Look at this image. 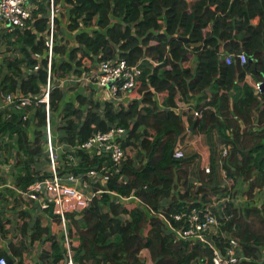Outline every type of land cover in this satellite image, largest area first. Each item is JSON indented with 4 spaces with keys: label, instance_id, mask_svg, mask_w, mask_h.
<instances>
[{
    "label": "trees",
    "instance_id": "obj_1",
    "mask_svg": "<svg viewBox=\"0 0 264 264\" xmlns=\"http://www.w3.org/2000/svg\"><path fill=\"white\" fill-rule=\"evenodd\" d=\"M66 2L71 5L67 30L76 33L77 45L70 52L56 46L58 58L52 62L54 77L64 78L78 72L77 68L86 60L93 62L101 54L102 61L124 59L131 66L144 57L160 63L155 68L148 62L144 64L143 77L133 92L140 100L132 102L128 109L117 110L113 103L101 108L80 92L75 107L60 89L51 93L53 122L61 118L58 127L62 142L76 145L99 131H108L111 126L126 128L124 148L130 159L120 173L111 175L107 186L109 191L125 197L135 192L145 206L143 209L123 207L110 194L94 199L81 219L72 217L71 234L78 242L74 247V263L195 264L201 256H212L209 246L190 250L186 242H173L162 220L151 215L150 210L158 211L163 205L168 213L177 212L196 194L208 198L224 191L219 185L217 149L211 142L213 131L221 141L232 145L226 163L229 175L250 181L251 198L256 189H264V89L255 95L252 86L244 85L249 75L254 81L264 82V0ZM39 7L35 15L46 12L43 5ZM47 23L48 20L39 19L37 33H44ZM80 23L87 30L81 31ZM19 39V48L14 51L20 56L4 58L5 66H0V88L4 94L18 89L25 94L37 93L38 83L47 81L48 60L43 61L44 69L36 75L25 73L20 67L26 64L34 68L36 61L30 52L42 53L44 38L27 30ZM221 50L234 55L244 53L248 62L227 65ZM156 93L161 102L165 100L162 106L155 100ZM182 105L183 113L178 114L175 109ZM193 111L202 112V118L195 119L190 115ZM1 115L0 145L3 136L17 135V166L24 175L14 176V183L18 190L27 191L34 182L49 177L39 165L43 155L42 129L46 126L45 106H39L35 119L26 123L16 116L6 119ZM29 126L35 129L32 138ZM189 130L190 135L197 137L195 147L201 156L204 155L198 136L207 137L210 148H204L208 155L202 166L208 163L212 167L211 174L200 167V184L193 194L195 186L190 185L189 179L199 155H187L183 160L173 157L174 151L185 145ZM137 148L143 152L135 157L138 161H133ZM78 156L82 163L74 169L66 168L75 175L99 169L105 160L90 158L83 152ZM176 190L178 195L174 196ZM21 217L29 218V215ZM51 218L58 223L52 214ZM236 221L238 239L251 259L242 264H264V202L260 208L243 209ZM9 223L1 217L3 236ZM50 223L42 217H37L33 224L24 223L19 235L22 241L10 242V253L1 251L0 258H6L7 264H24L23 254L28 248L42 243L38 249L41 255L32 264H63L66 250L61 239L53 234Z\"/></svg>",
    "mask_w": 264,
    "mask_h": 264
},
{
    "label": "built area",
    "instance_id": "obj_2",
    "mask_svg": "<svg viewBox=\"0 0 264 264\" xmlns=\"http://www.w3.org/2000/svg\"><path fill=\"white\" fill-rule=\"evenodd\" d=\"M59 2L60 0H34L33 3L29 0H0V41L3 33L14 34L19 31L24 34L27 30L38 34V38H44V51L42 53L31 52V57L36 61V64L32 69L26 65L24 72L36 75L41 69H44L43 61L48 60L47 81L38 83L37 93L25 94L18 89L16 92L5 94L1 91L2 94H0V115L3 114L6 119L16 116L23 123L30 122L35 119L38 107L45 106L46 126L42 130L44 137L41 146L50 168L48 178L34 182L27 191L17 190V198L21 199L23 204H20L18 209L16 208L17 212L9 213L6 218L10 222L7 229L12 225L14 228H21L24 223L30 221L28 218L21 217L20 213L23 210L34 212V220L38 217L36 214L38 212L47 213L48 218H51L52 214L57 218V224L61 227L62 235L59 239L66 250L63 264L65 258L68 259V264H75L74 247L78 242L71 234V230H73L72 217L77 220L81 219L85 211L92 206L94 199L101 198L104 194H110L112 199L123 207L131 206L143 209L145 206L135 192L125 197L117 192L109 191L107 186L111 175L114 172L120 173L121 167H124V164L130 159L124 148V142L128 137L126 128L111 126L108 131H99L86 142H78L76 145L62 142L53 125L51 93L57 88L61 91L80 88L85 92L91 90L95 102L107 100L116 104L124 98H128L130 102L136 99L133 92L143 77L144 64L148 62L152 68H155L160 63L144 57L137 64L131 66L124 59L102 61L101 54L96 56L93 62L86 60L81 67L77 68L78 72H71L64 78L54 77L52 62L58 58L55 48L57 45L63 46L57 41V37H59L57 19L64 13V6ZM40 5L46 8V13L35 15L39 11ZM43 18L48 20L47 28L44 33H37L36 23ZM11 43L13 44L15 41L13 40ZM0 45L3 46L4 43ZM6 49L8 57L5 58L15 59L20 56L19 52L14 51V46H6ZM220 55L227 65H232L237 61L241 65L248 62V56L244 53L234 55L221 50ZM251 86L254 94L259 95L264 89V82L253 81ZM150 90L153 91V88ZM156 99L159 101V106H162L163 103L157 93L155 94ZM175 111L182 114L183 105L177 107ZM192 115L195 119L202 118L200 111H193ZM256 126L257 123H255ZM188 132L190 136V130ZM188 138L184 146H186ZM184 146L174 151L175 159L186 158L187 150ZM231 150L232 145L226 141L223 142L218 151L219 166L226 167ZM79 152L87 154L90 158H104L102 167L87 170L79 175L67 171V167L74 169L82 163L81 156H78ZM132 159L136 160L135 155L132 156ZM225 167L221 172V177L225 182V186L221 188L224 191L213 193L208 198H205L203 194H196L193 200L184 203L177 212L168 213L163 205L158 211L150 210L151 215L162 220L173 242H186L190 250L195 246L203 248L209 246L212 249V256H201L195 264H242L251 260L244 253L238 239L236 218L247 207H261L264 202V189L262 191L256 189L254 198L242 197L240 194L246 191L239 190L238 183L244 181L230 176ZM203 168L206 174H211V165L207 163ZM249 182L245 183L249 185ZM196 187L198 186H195L192 194L196 193ZM173 195L177 196L178 191H173ZM15 200L16 197L12 199L11 209L15 208ZM243 201L247 204L245 208H242ZM209 238L212 239V242L208 240ZM14 240L20 242L22 237L18 235ZM0 264H7L6 258L1 257Z\"/></svg>",
    "mask_w": 264,
    "mask_h": 264
},
{
    "label": "crops",
    "instance_id": "obj_3",
    "mask_svg": "<svg viewBox=\"0 0 264 264\" xmlns=\"http://www.w3.org/2000/svg\"><path fill=\"white\" fill-rule=\"evenodd\" d=\"M60 4H62L64 6V13L63 15L59 16V18L57 19V25H58V34L60 35V37H62V39L60 40V42L63 44V46L66 49V52H70L72 48H74L77 44H76V33L75 32H70L67 30V25L69 24V20H70V11H71V5L68 4L66 2V0H60L59 2ZM46 10V8H45ZM46 13V12H45ZM80 30L81 31H85L87 30L84 24L80 23ZM33 33V32H32ZM24 34L20 33L19 31L15 32L14 34L12 33H3L2 34V40L0 41V44H3L6 40H8V43H4V45H0V66L3 67L4 65V58L8 57V52L6 51V46L12 45L15 48H19L18 46V41L20 40L19 37L20 36H24ZM15 41L14 44H12V41ZM66 41H68L71 45V47H69V43L67 44ZM31 53V52H30ZM21 70L24 71L26 69V64H22L21 66ZM3 72H5V70H3ZM5 75V73L2 75V77ZM253 78L249 75L246 77L245 80V86H251L252 82H253ZM244 86V88H245ZM72 89V88H70ZM69 89L65 90L64 89V94L66 95V99L67 101L71 102L74 104V106H78L76 103V97L77 94L80 92L81 94H83L86 97H89L88 99H90L91 101L95 102L93 100V94L91 90H87V92H85L84 90L80 89V88H76V92L74 94H72L73 98L72 100L69 98L67 92ZM244 90V89H243ZM0 94H2L1 92V88H0ZM71 96V97H72ZM135 100H140V99H135ZM135 100H131L130 102L128 101V98H124L122 100H120L119 102H117L116 104L113 103L115 105V107L117 108V110H120L121 108H126L128 109L129 105L134 102ZM165 101V100H164ZM164 101L162 102L164 104ZM193 103H195L196 101H192ZM95 103H99L101 108L104 107V105L106 103H112L110 101H98ZM129 103V104H128ZM190 105V104H189ZM193 105V104H191ZM187 106V105H186ZM54 115V113H53ZM190 115H192V112H190ZM2 116V115H1ZM0 116V117H1ZM5 118V117H4ZM53 125L55 127V132L57 133V129L56 126H61V118L59 117L56 121L53 122ZM43 130V129H42ZM35 131V129L31 126H29V133H30V137H33V132ZM43 133V132H42ZM4 138L2 139V144L0 145V219L1 217L4 220H8L6 218V216H8L9 213L12 212H17V209L19 208L20 204L22 205V200L17 198V188L15 186L14 183V176H18V175H24V172H20V167L17 166V160L19 159L17 154H16V148L14 149H10L7 150V148L5 146H9L7 144H9L13 138V142H16L17 139V135H11V134H7L6 136H3ZM207 137L204 135H200L198 136L199 141L201 142V144H203L205 146V148H210L209 143L207 142ZM4 140V141H3ZM197 140V137L193 134L189 136L188 138V142L186 144L185 149L187 150V155L189 156H193L194 154H198L199 158H195L194 164L192 166V175L190 176V185H194V186H199L200 181L198 179V172L200 170V167H202V163L203 160H206V157L208 155L207 152L202 153L204 156H201L198 152L195 145V142ZM211 142L212 145L217 149V154L219 149H221L223 142L219 139V135L218 133H216V131H213V135L211 138ZM17 143V142H16ZM40 147L42 149L43 152V148L40 144ZM204 149V148H203ZM205 150V149H204ZM143 150L142 148H137V150L135 151L134 155L135 157L137 155L142 154ZM203 157V158H202ZM42 160H45L47 163V159L44 156V153L42 155V158L39 161V165L40 163H43ZM137 160V159H136ZM138 161V160H137ZM143 164H146V160L143 161ZM48 165V163H47ZM225 166H219L217 167V172H218V179L220 182V187H224L225 186V182L221 177V172L223 170ZM226 169V167H225ZM227 170V169H226ZM238 189L242 190V191H248V185L245 182H239L238 183ZM184 192V191H183ZM16 197L15 200V208L11 209V203H12V199ZM17 208V209H16ZM6 214V215H5ZM22 214H28L29 215V224H33L35 222L33 216H34V212L32 211H27V210H23L20 215ZM38 217H42V218H47L50 223V227L51 230L53 231V234L57 237V235L55 234L56 232V227L58 224H56V222H53L52 218H48V214L44 213V212H38L36 213ZM5 215V216H4ZM21 233V228L20 227H16L14 228V226L12 225L11 228H6V235L3 236L1 231H0V252L1 251H7L8 253H10V249H9V244L10 242H14L15 244L16 241H14V238H16L18 235H20ZM59 239V237H57ZM22 241V240H21ZM20 241V242H21ZM28 244H30V239H28ZM42 244V243H41ZM41 244L37 246L32 245L31 247L28 248V250L23 254V261L24 264H32L33 261H37L38 258L41 255V252H39L40 250H38L39 248H42ZM30 246V245H29ZM16 260V262H18L19 260L14 258Z\"/></svg>",
    "mask_w": 264,
    "mask_h": 264
},
{
    "label": "rangeland",
    "instance_id": "obj_4",
    "mask_svg": "<svg viewBox=\"0 0 264 264\" xmlns=\"http://www.w3.org/2000/svg\"><path fill=\"white\" fill-rule=\"evenodd\" d=\"M59 32V31H58ZM62 39V37H60V35H59V37H58V42L59 43H61L60 42V40ZM4 43H7V44H9L8 43V40H6ZM66 43L68 44L69 42L68 41H66ZM62 44V43H61ZM64 44V43H63ZM65 45V44H64ZM69 47H71V45H70V43H69V45H68ZM1 48V47H0ZM65 59H67V58H65ZM60 61V60H59ZM76 92V88H72V89H69L68 90V92H67V94H68V96H69V98L72 100V98H73V96H72V94H74ZM72 96V97H71ZM77 104V103H76ZM57 120V119H56ZM61 127V126H60ZM56 129H57V133L58 134H60V128L58 127V125L56 126ZM200 144H201V142H200ZM7 145H9V146H5L6 148H7V150H9V148L10 149H15V148H17V143L16 142H13V138H12V140H11V142L9 143V144H7ZM200 148H201V152L202 153H205L206 151L204 150V149H202V148H205V146L203 145V144H201V146H200ZM198 150V149H197ZM135 153V152H134ZM133 156H134V154H133ZM42 158V157H41ZM40 160V159H39ZM42 162L43 163H40V165H41V167H42V172H47V173H50V168H49V166L47 165V163H46V161L45 160H42ZM242 197H248V198H251L250 196H249V194H248V191H246V192H244V193H242V194H240ZM249 200V199H248ZM242 203H244V201L242 202ZM241 206V205H240ZM247 206V204L246 203H244L243 205H242V208H245ZM55 234L57 235V237H61V235H62V233H61V227L59 226V225H57V227H56V232H55Z\"/></svg>",
    "mask_w": 264,
    "mask_h": 264
},
{
    "label": "water",
    "instance_id": "obj_5",
    "mask_svg": "<svg viewBox=\"0 0 264 264\" xmlns=\"http://www.w3.org/2000/svg\"><path fill=\"white\" fill-rule=\"evenodd\" d=\"M31 3H33L34 0H29ZM186 42H187V39H186ZM22 80L19 82V84H21ZM194 127H195V124L191 127V130L193 131L194 130ZM121 169H123V167H121ZM210 242H212V239L209 238L208 239ZM64 264H68V259L65 258V263Z\"/></svg>",
    "mask_w": 264,
    "mask_h": 264
}]
</instances>
